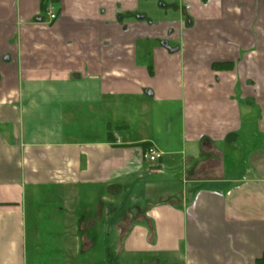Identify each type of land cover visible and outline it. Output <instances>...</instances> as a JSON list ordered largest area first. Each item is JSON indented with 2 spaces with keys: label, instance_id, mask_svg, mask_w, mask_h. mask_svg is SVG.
<instances>
[{
  "label": "crops",
  "instance_id": "1",
  "mask_svg": "<svg viewBox=\"0 0 264 264\" xmlns=\"http://www.w3.org/2000/svg\"><path fill=\"white\" fill-rule=\"evenodd\" d=\"M107 262L264 264V0H0V264Z\"/></svg>",
  "mask_w": 264,
  "mask_h": 264
},
{
  "label": "built area",
  "instance_id": "2",
  "mask_svg": "<svg viewBox=\"0 0 264 264\" xmlns=\"http://www.w3.org/2000/svg\"><path fill=\"white\" fill-rule=\"evenodd\" d=\"M45 16L47 17L50 23L57 19V16L53 11L52 7L46 9ZM141 157L146 162L150 164H154L161 159L162 154L159 151H157L154 147H149L144 152H142Z\"/></svg>",
  "mask_w": 264,
  "mask_h": 264
},
{
  "label": "rangeland",
  "instance_id": "3",
  "mask_svg": "<svg viewBox=\"0 0 264 264\" xmlns=\"http://www.w3.org/2000/svg\"><path fill=\"white\" fill-rule=\"evenodd\" d=\"M165 12L163 11V10H161V11H159V10H156V11H151L150 12V17H151V19H153V21H155L157 18H158V16H160V14L161 15H163ZM168 15H173L174 13H173V11H171V12H166ZM137 61L138 62H141V63H145V61H147V60H145L144 58H142V59H140V58H137ZM114 215V214H113ZM113 243H111V244H113V255L112 256H116L117 257V251H116V247H117V245H118V240H116V236H114V234H113V239L111 240ZM101 255H103V252L102 251H98V250H96L95 252H94V254H93V256H91V259L93 258V260L92 261H94V262H98L99 261V259H101L102 258V256ZM113 260V258H109V261H112ZM107 264H110L109 262H107Z\"/></svg>",
  "mask_w": 264,
  "mask_h": 264
},
{
  "label": "water",
  "instance_id": "4",
  "mask_svg": "<svg viewBox=\"0 0 264 264\" xmlns=\"http://www.w3.org/2000/svg\"><path fill=\"white\" fill-rule=\"evenodd\" d=\"M146 94L151 95L150 92H146Z\"/></svg>",
  "mask_w": 264,
  "mask_h": 264
},
{
  "label": "trees",
  "instance_id": "5",
  "mask_svg": "<svg viewBox=\"0 0 264 264\" xmlns=\"http://www.w3.org/2000/svg\"><path fill=\"white\" fill-rule=\"evenodd\" d=\"M45 8V5L42 7V9H44Z\"/></svg>",
  "mask_w": 264,
  "mask_h": 264
}]
</instances>
